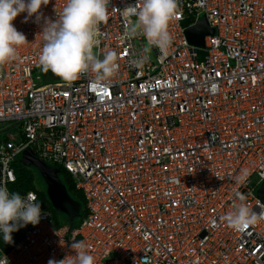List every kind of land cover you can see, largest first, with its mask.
Here are the masks:
<instances>
[{
  "label": "built area",
  "instance_id": "1",
  "mask_svg": "<svg viewBox=\"0 0 264 264\" xmlns=\"http://www.w3.org/2000/svg\"><path fill=\"white\" fill-rule=\"evenodd\" d=\"M66 2L49 0L39 21L22 12L12 22L27 43L0 66V184L36 203L33 190L13 187L14 157L29 147L66 170L85 214L54 227L41 209L11 243L0 233V264H67L78 241L94 264H264V221L241 232L224 220L241 196L264 211L255 192L264 180V0H177L163 53L126 36L136 17L124 9L138 0H110L93 52H115L116 74L96 82L84 73L69 86L49 71L43 78L56 81L38 85L41 28ZM202 17L213 33L198 45L185 30Z\"/></svg>",
  "mask_w": 264,
  "mask_h": 264
},
{
  "label": "clouds",
  "instance_id": "2",
  "mask_svg": "<svg viewBox=\"0 0 264 264\" xmlns=\"http://www.w3.org/2000/svg\"><path fill=\"white\" fill-rule=\"evenodd\" d=\"M138 2L139 7L124 9L136 17L129 22L126 36H143L149 47H157L162 53L168 51L173 41L168 27L177 14V0ZM48 3L49 0H0V66L14 60L17 49L27 43L25 35L13 26V20L26 12L25 22L33 14H37L39 21V9ZM109 3L110 0H67L55 21L45 19L38 54V66L42 71H50L69 86L84 73L94 74L96 82H106L116 74L119 66L115 52L105 53L103 59L93 52L99 43V26L108 19ZM239 199L241 202L224 217L229 227L242 232L264 221V211L253 212L243 202V196ZM34 201V194L29 193L24 199L19 193H10L6 184H0V233L5 243L12 242L11 233L19 227L39 223L41 206ZM72 247L77 250L76 258L68 259L67 264H94L93 256L88 254L82 241L74 242ZM65 261L66 258L59 262L50 260L48 264H65Z\"/></svg>",
  "mask_w": 264,
  "mask_h": 264
},
{
  "label": "water",
  "instance_id": "3",
  "mask_svg": "<svg viewBox=\"0 0 264 264\" xmlns=\"http://www.w3.org/2000/svg\"><path fill=\"white\" fill-rule=\"evenodd\" d=\"M194 30L198 31L197 35L193 34ZM211 33H213V29L209 27L204 17L200 18L195 25L185 30L188 40L198 45L202 44L204 35ZM14 161L24 166L33 165L39 170L47 185L46 196L52 208L65 211L69 221L68 225L72 226L74 219L81 215V204L77 201L69 200L66 196L64 186L58 176L59 167L47 164L37 157L29 147L24 148L15 155ZM255 192L264 201V180L256 186Z\"/></svg>",
  "mask_w": 264,
  "mask_h": 264
},
{
  "label": "trees",
  "instance_id": "4",
  "mask_svg": "<svg viewBox=\"0 0 264 264\" xmlns=\"http://www.w3.org/2000/svg\"><path fill=\"white\" fill-rule=\"evenodd\" d=\"M59 169L60 171H64L68 175L65 169H63L62 167H59ZM14 172L16 175V182L14 183V186H13L14 191L15 192H25L28 190H33L36 193V197H37L36 203L40 204L41 209L48 211L52 217L54 210L50 202L48 201V199L46 200L44 198V193L38 191L34 187L33 173L29 169H27L26 166L20 163H14ZM68 189L69 191L68 193H66V196L69 198V200L77 201L81 204V215L76 217V219H74L73 224H72V226H75L80 221L81 217L85 214L84 198H83L81 191L75 189L74 184L71 180H70ZM56 227H59V226H56Z\"/></svg>",
  "mask_w": 264,
  "mask_h": 264
},
{
  "label": "rangeland",
  "instance_id": "5",
  "mask_svg": "<svg viewBox=\"0 0 264 264\" xmlns=\"http://www.w3.org/2000/svg\"><path fill=\"white\" fill-rule=\"evenodd\" d=\"M34 73L41 75V79L36 81V84H38V85H42V84L47 83V82L56 81L55 79L54 80H48V79L45 80L43 78V75L48 73V72H44V71H42V69H36L34 71ZM5 124L6 123H0V127L5 125ZM6 131H7L6 132L7 136L10 137L14 142L17 143V142L21 141V136L17 134L18 132L15 130L14 127L6 128ZM17 163H19V162H17ZM26 168L29 169L34 175V179H33L34 187L38 191L44 193V198L47 200L48 199L47 196H46L47 185H46L41 173L33 165L26 166ZM58 176H59V178L62 181V184L64 186L65 192L68 193V191H69L68 188H69V184H70L71 178L64 171H59L58 172ZM53 210L54 211H53V214H52V219H53V223L52 224H53L54 227L65 225V224H69L68 217H67V214H66L65 211H63L62 209H59V210L53 209Z\"/></svg>",
  "mask_w": 264,
  "mask_h": 264
}]
</instances>
